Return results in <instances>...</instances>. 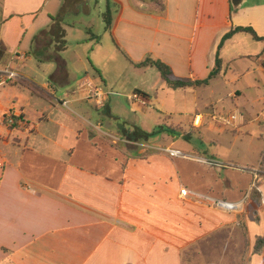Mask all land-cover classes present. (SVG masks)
<instances>
[{
	"label": "crops",
	"instance_id": "crops-1",
	"mask_svg": "<svg viewBox=\"0 0 264 264\" xmlns=\"http://www.w3.org/2000/svg\"><path fill=\"white\" fill-rule=\"evenodd\" d=\"M64 4L65 36L66 27L76 28L82 16L95 14L98 27L89 20L86 30L94 42L97 65L115 67L116 78L131 70L144 79L143 87L134 88L136 98L129 96L126 101L122 94L109 91L106 78L100 76L96 85L89 73L70 71L64 59L65 70L59 72L54 64L53 77L74 81L67 89L50 81L33 89L26 80L20 102L13 101L3 110L5 117L12 113L22 119L16 127H8L7 137L0 136V264H183L184 254L197 245L202 252L229 246L234 253H245L246 264H264V243L255 252L258 239L264 240V171L260 169L264 156L258 166L223 163L208 156L203 145L193 143L191 130L183 131V142L165 131L146 139L144 134L168 120L156 122V100L164 102L172 91L207 88L212 82L175 90L155 67L135 65L151 56L171 66L173 79L207 78L223 36L233 27L252 26L264 36V0H1L0 69L18 68L32 58V51L45 50L54 39L59 42L52 29ZM240 34L219 51L223 62L219 76H226L239 59H248L258 66L264 81V43L246 49L253 46L240 40ZM105 35L111 46L104 42ZM241 46H245L242 51ZM59 49L63 52L66 47ZM250 74L252 70L247 71ZM156 76L164 88L156 89ZM18 85V81L9 84ZM95 88L107 94L102 106L90 97ZM250 88L231 93L230 114L237 116L231 126L211 119L218 113L202 114L195 106L191 127L202 129L213 121L221 128L241 131L257 120L250 119L253 112L264 119L262 89L251 84ZM156 93L164 96L156 99ZM93 102L99 118L89 112ZM25 103L32 113L25 111ZM256 103L262 104L260 110ZM196 114L206 116L200 127L193 125ZM75 116L84 122L65 121L76 120ZM171 116L167 115L173 124ZM151 120L153 127L148 128ZM174 124L183 130L182 122ZM52 125L59 128L57 132L50 130ZM134 132L135 138L127 135ZM118 141L125 148L155 151L130 156L127 150L120 151ZM103 145L122 158L99 167L94 161L91 165L74 161L101 159ZM167 148L190 157H173L164 151ZM254 152L262 156L264 147ZM182 189L189 194L182 196ZM253 189L257 193L252 195ZM205 196L244 200V213L217 209Z\"/></svg>",
	"mask_w": 264,
	"mask_h": 264
},
{
	"label": "rangeland",
	"instance_id": "rangeland-1",
	"mask_svg": "<svg viewBox=\"0 0 264 264\" xmlns=\"http://www.w3.org/2000/svg\"><path fill=\"white\" fill-rule=\"evenodd\" d=\"M1 1V0H0ZM79 19L78 27H83V30H79L78 27L72 28V27H66L67 34L63 38L65 40L66 50L63 52H60L61 44H58L59 42L54 39L52 43H49L47 48L45 50H42L41 52L37 53L32 51L31 57L25 60L23 63H19V67L15 68V71L19 74V77L16 79V82L18 81V86H14L11 88L9 85H5L0 87V136L1 137H7L8 135V127L9 123L5 119V114H3V110L6 109V107H9L12 105L13 101L20 102V95H22L24 92L23 85L27 83L29 87L35 89L36 87H44L45 82L50 81L53 83V85L57 86L61 90L67 89L74 83L72 80H65L60 79L58 77H53V71L54 67L57 66V62L52 61L50 59L51 56H57L58 55V62L63 63V60L67 63V68L70 71L76 72L81 71L83 73H89L88 75L91 78H94L95 82L98 85V81H100V76H103L104 80L106 78L107 83L109 85V91H114L115 93L122 94L124 100L128 101L129 96H133L134 88H142V83L144 79L139 76H134L133 72L130 70L125 75V77L122 78H116L115 73L116 69L115 67L110 68L111 66L106 65L103 66V68H100L97 65L96 60V51L94 42L91 39V35L87 33L86 28L89 27V20L93 21L95 23V26H97L96 18L97 16L94 14L91 17H85ZM85 17V18H84ZM68 21L71 22L72 19L68 18ZM4 22L2 19V12H1V6H0V33L1 28L3 26ZM80 25V26H79ZM97 33L96 31H94ZM106 41V44L108 46H111L110 38H108V35H105L103 37ZM240 40H247L252 44L253 47L249 48L246 46L248 45V42L245 43L246 49H255L256 45H259L260 43L253 40V38L248 35L241 33L240 34ZM106 46V45H105ZM245 46H241V51L245 48ZM57 53V54H56ZM122 58V57H121ZM124 60V59H122ZM125 62V60H124ZM55 64V65H54ZM114 66H117L114 64ZM258 66L256 64L248 59H239L235 63L231 65V67L228 69L226 76H219L217 79L212 81V83L207 88H200V89H186L182 91L181 93H173V91L167 95V100H156V122L158 119L161 120H169L167 115L172 114V120L173 124L169 123L170 121H165L166 124L161 126H156V130L162 128L165 132L169 133L170 135L174 136L176 139L180 141H185L183 138V131L184 130H191V136L193 137V143H196L197 145H203L208 153V156L216 157L220 161L226 164H234L238 163L241 165H250V166H258L260 164L261 159L264 156V153L260 152L259 156L257 152H254V150H257L264 147V119L261 117L260 119L257 118V113L253 112L252 117L257 120H253L248 125L241 127V131L234 130L232 128H221L216 122L210 121L206 126L202 127V129H196L194 127H191V122L193 119V115L195 114V106L198 107V110L200 113H208L211 114L215 113H221L223 115H229L231 111H233V103L232 99L230 98V95L234 91H239L241 87L250 88V84L252 87L255 85L257 87H261L262 93L264 94V81H262V74L257 69ZM226 69V67H225ZM252 70V74L247 75V71ZM86 71V72H85ZM119 71V69H117ZM156 74L158 75V72L156 70ZM23 78H21V77ZM159 76H156V89L158 88H164V85H158L157 81ZM116 80V81H115ZM149 80V79H148ZM31 81L33 83H31ZM152 81V80H151ZM70 83V84H68ZM112 86H110V84ZM117 83V85H115ZM101 84V83H100ZM99 84V85H100ZM105 87V85H102ZM250 93L256 95L255 89L250 88ZM161 90V89H159ZM71 92L76 91V88H71L69 90ZM162 92V91H161ZM131 94V95H130ZM181 94V95H180ZM55 96V94H52ZM253 95V97H254ZM61 96V92L57 98ZM157 96L160 98V96H164V94L157 95L156 93V99ZM127 99H126V98ZM87 102V101H86ZM83 104H86L85 102ZM25 107V111L29 112L31 109L28 107V104H23ZM57 105V103H56ZM89 112L94 115V117L97 116L99 118V111L96 109L95 103L93 102L92 105H89ZM214 107V108H213ZM257 110H260L262 108V104L256 103ZM129 112L130 110L129 107ZM33 110H31L32 113ZM151 112V110H150ZM84 115V113H81ZM8 116V115H7ZM52 117V116H51ZM78 120H65L68 122V124H78L80 122H84L83 119L78 118L75 116ZM97 118H94L92 120H96ZM132 117H130L131 119ZM7 121H5V120ZM57 121H62V118L56 119ZM134 119L130 120L131 122ZM149 122V121H148ZM181 123L182 122V129L179 128L178 125L174 123ZM205 120L203 121V123ZM202 123V125H203ZM153 124V120L150 121V124H148V128H151ZM157 125V124H156ZM52 127L50 130L53 132H57L59 128L56 126ZM57 128V129H56ZM132 130V128H129ZM115 131V129H114ZM160 135V134H159ZM157 137V136H156ZM154 138V137H153ZM152 137L149 138V140H153ZM188 138V136L186 137ZM185 138V139H186ZM108 139V138H107ZM109 141V139L107 140ZM148 142V141H144ZM151 142V141H150ZM109 144L113 145L111 142H108ZM123 143H120L118 141L117 147L120 149V151L127 150L129 152L130 156H135L137 154L142 156H147L151 152H154L152 148H143L138 146L129 145V148H125V144L121 145ZM104 146V145H103ZM152 146V145H151ZM103 148V153L100 156L98 155V158L102 157L101 159H87L89 162H81L80 160H74L76 163H81L84 165H91L94 161L97 165L95 167L103 166L106 163H109L112 158H119L122 157L120 154H111L109 147L105 145ZM143 150V151H142ZM142 151V152H141ZM120 153V152H119ZM77 159V158H75ZM84 161V160H82ZM227 244H225L226 246ZM198 247L192 250V253L184 254L183 256V264H246V255L242 252H236L234 253L231 249V247H226L225 249L222 247V250L217 251L216 248L208 249L202 252L200 245H197ZM224 254V255H223ZM223 255V256H222Z\"/></svg>",
	"mask_w": 264,
	"mask_h": 264
},
{
	"label": "trees",
	"instance_id": "trees-1",
	"mask_svg": "<svg viewBox=\"0 0 264 264\" xmlns=\"http://www.w3.org/2000/svg\"><path fill=\"white\" fill-rule=\"evenodd\" d=\"M65 9V4L64 7L61 10V13L54 18L55 24L53 26L52 29V33H54V36H56L57 39H59V43H62V49H65L66 45H65V40H63V38L65 37V30L62 26V23L64 22V10ZM108 27H109V22H108ZM238 33H244V34H248L250 35L253 40L257 41V42H263L264 43V36H260L255 29L252 26H237V27H233L228 33H226L219 46H218V55H217V59H216V65L214 67V69L210 72V74L208 75L207 78L202 79V80H195V81H191V80H181V79H173L172 75V68L170 65H168L167 63L161 61V60H155L153 59L151 56H147L142 62L135 64L137 67H148V66H152L155 67L161 74V77L163 78L164 81H166V83L168 84V86L172 89L175 90H183L186 88H198V87H207L214 79H216L220 73L222 72L223 69V62L222 59L219 57V51L221 50V48L224 46V44L230 40L234 35L238 34ZM50 59L52 60H57L56 56H51ZM65 70V63H61L58 62V71L62 72ZM22 117H15V121L14 123L9 125V128L12 129L14 127H16L17 123L19 121H21ZM164 130L162 128L155 130L154 132L150 133V134H144V137L146 139L152 137V136H157L159 134H161ZM130 138H135L136 133H130L127 134ZM264 160V158H263ZM260 169L264 171V161L260 166ZM257 191L256 189H253L251 194H256ZM264 243L263 239H258L256 247H255V252L259 253L261 250V247Z\"/></svg>",
	"mask_w": 264,
	"mask_h": 264
},
{
	"label": "built area",
	"instance_id": "built-area-1",
	"mask_svg": "<svg viewBox=\"0 0 264 264\" xmlns=\"http://www.w3.org/2000/svg\"><path fill=\"white\" fill-rule=\"evenodd\" d=\"M18 77H19V74L15 71V69H12L10 67L1 68L0 69V87L14 83ZM106 95L104 94V92L102 90H98L97 88H95V89H93L90 97L95 99L96 103L99 106H102V104L104 103V97ZM133 97L136 98L135 95ZM236 118H237V116L235 114H230L227 116L217 114V115H214L211 117V119H213V120H215V121H217V122H219L225 126H231L234 123V121L236 120ZM6 119H7L9 124L14 123V121H15V118H14L12 113H9V115L6 116ZM205 119H206V116H204L202 114H196L194 116L193 125L195 127H200ZM164 151H166L168 154H170L173 157H182V158H189L190 157L189 155L184 154L180 150L167 148ZM204 162L209 163L210 165H212L214 167H223V165L218 163V162H209L208 160H204ZM258 172H259V170H256L257 179L259 178ZM188 194H189V191L187 189L181 190L182 196H186ZM205 200L212 203V205L215 208L221 209V210L228 212V213H234L237 215H242L244 213V210H245V207H244L245 201L244 200L241 202H229V201H226L223 199H212L208 196H205Z\"/></svg>",
	"mask_w": 264,
	"mask_h": 264
}]
</instances>
